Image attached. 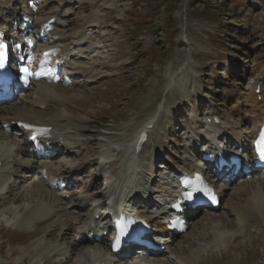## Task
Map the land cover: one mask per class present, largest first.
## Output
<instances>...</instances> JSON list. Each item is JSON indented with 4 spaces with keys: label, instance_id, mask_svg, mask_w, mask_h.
<instances>
[{
    "label": "rangeland",
    "instance_id": "obj_1",
    "mask_svg": "<svg viewBox=\"0 0 264 264\" xmlns=\"http://www.w3.org/2000/svg\"><path fill=\"white\" fill-rule=\"evenodd\" d=\"M208 1L176 0L168 7L159 0H0V30L9 40L23 39L26 24L15 16L22 10L29 12L36 44L42 35L35 25L55 18L63 23L56 28V45L67 51L69 61L107 71L88 79L62 65L50 80L61 93L59 101L30 107L42 119L57 118L54 137L68 138L73 148H46L36 140L31 150L27 130L0 126V144L11 145L5 170L11 175L6 178L0 170V264H58L61 258L62 264H89L84 257L89 252H104L106 259L97 264H132L141 258L149 264H188L187 259L192 264H264V223H245L237 215L247 190L258 183L262 188L264 176L251 172L246 177L243 166L222 172L236 176L230 183L211 173L225 192L221 205L194 211L185 232L172 236L163 249L114 255L108 228L101 239L73 240L92 212L105 213V174L124 188L135 179L140 203L150 201L153 213L164 210L158 201L175 173L188 162L205 166L199 150L208 138L203 132L208 115L219 117L245 145L254 137V125L259 127L264 116V0H217L225 4L221 12L207 11ZM220 16L227 23L220 25ZM80 33L86 36L81 43ZM40 55L35 49L31 68ZM185 65L189 77L179 80ZM39 81L31 78L23 89L0 94V107L30 109L25 96L32 97ZM149 122L152 135L140 153H131ZM38 148L55 152L41 173L35 163L42 159L32 157ZM107 152L105 163L98 156ZM36 179L47 183L48 193L34 189ZM41 205L50 206L43 218L34 216ZM214 232L224 233L220 243ZM58 249L64 256L57 257Z\"/></svg>",
    "mask_w": 264,
    "mask_h": 264
},
{
    "label": "bare ground",
    "instance_id": "obj_2",
    "mask_svg": "<svg viewBox=\"0 0 264 264\" xmlns=\"http://www.w3.org/2000/svg\"><path fill=\"white\" fill-rule=\"evenodd\" d=\"M25 10H22V13H19L17 15H15L16 17H20L23 19V21L26 24V27L23 28L21 30V32H23V36H24V45H25V50L22 51V53L24 54L25 57H29L30 54L38 48V51H41L42 56L40 57L38 63L31 68V63L28 64V67L31 70V74H32V78L33 79H39L41 81L38 82V84H36V89L33 91L32 97L30 95L25 96L26 100L28 101V103H26V105L30 107H32L33 105H47L48 102H51V100H56L59 101L58 99H60L61 93H59L56 89L54 84H52L50 82V80L53 77V71L59 69V67H61L63 65V69H65L66 71H75V73H79L82 74L84 77L88 78V79H94V78H98L101 76H104L107 74V71H98V69L96 68L95 65H93L91 68L87 69V68H83V67H79L77 66V63H72L71 61H69L70 57L69 55H67V51L63 48H59L56 45V42L59 40V35L60 33L56 30L57 26H62L63 23L59 22V21H55V23H40L39 25H35L38 33L41 34V39L39 44H35L32 42L33 36L31 34V32L29 31V28H31L33 25L31 23V20H29L28 18L30 17L29 12L28 13H24ZM24 13V14H23ZM16 17H13L14 21H17L18 19ZM50 17H48L47 19H49ZM31 19V18H30ZM93 19H91V22ZM1 31V30H0ZM86 36H84L82 33H80L76 39L77 42H83V40L85 39ZM49 41V44L45 45V42ZM51 43V44H50ZM31 57V56H30ZM31 62V61H30ZM189 77L188 74V67L187 65H185L182 70H181V74L180 77L178 78L179 80H183L185 81L187 78ZM171 85V83H170ZM182 85V84H181ZM12 89L14 88H18V89H23V83L19 80H15L11 86ZM9 87V88H10ZM184 87V86H183ZM255 88V86H254ZM1 90V94H2ZM2 98H0L1 101ZM3 106V105H2ZM5 108V107H4ZM7 109V108H6ZM60 118H64L63 116H59ZM65 120H67V118H64ZM210 119L212 121L213 116H210ZM58 123V119L57 118H49V119H42L39 115V112H32L31 108L30 109H18V110H4L2 109V107H0V126L4 129H8V128H12L15 126L16 127H21L25 130H27V132L34 136L33 140L27 141L26 144H29L31 150H34L35 147V140L38 139L39 142H41L42 144L46 141L49 142V144L51 146H57L60 147L64 144L70 145V148H73V143L68 139V138H63V141L59 142L58 140V136L55 138L54 135L55 133V126H57ZM150 124V123H148ZM146 123L147 126H145L143 129V131H147V140L150 138V136L152 135V131L148 130V125ZM264 124V116L260 121V125ZM24 125H32V126H51V130H38V129H32V128H24ZM144 125V124H143ZM207 126L210 127L211 130H204V134L208 135V138L206 139V141L204 142V144L201 146L202 148L199 150V155L200 157L202 156V154H215V159L213 161L210 162L211 168L212 170L214 169V173L215 169L218 170L217 173H219L220 175L222 174L224 177L226 176V183H230V180H233L236 176H227L226 174H223L221 170H219V166L220 164L223 165V168L226 169V167H229V169L231 168V162L233 159H237L239 156H242L240 158V161H242L241 163H243V166L245 168H247V171H253V167L255 164V153H254V148H253V141L249 142L247 145H245L244 143L241 142V138L237 136L235 133H233L231 128L228 129H224L222 128L221 125H217V124H213V122L210 123H206ZM254 127H256V129L258 128L257 125H254ZM257 132V131H256ZM212 134V135H211ZM61 136V135H59ZM140 137V135L137 136L136 140H138ZM146 140V141H147ZM136 142V141H135ZM11 145L9 144H0V170L2 171V174H4L5 170H8V166H7V162H6V157H9V153H11ZM213 146H215L216 148L214 149V152L211 151V149L213 148ZM68 147V146H67ZM66 147V148H67ZM226 147L227 149V153L225 154L226 156L223 157V151L225 150L224 148ZM132 151L131 153L137 152V149L135 148V144L131 146ZM224 149V150H223ZM134 150V151H133ZM33 154V153H32ZM55 154V152L52 151H47L44 150L42 148H38V150L36 149L35 154L32 157H36L37 159H42L41 163H35V169H37V171L44 172V170L48 169L51 165V160L53 159V155ZM109 153H102L99 154V159L103 162H107ZM199 157V158H200ZM133 161V160H132ZM135 164L137 165V162L134 161ZM232 163H237V162H232ZM204 164V163H203ZM184 169L183 172L189 173V172H199L202 173L205 170V166H197L195 164H192L191 162L185 163L184 164ZM205 165V164H204ZM235 166V165H234ZM29 170L33 169V165H31L30 167H28ZM210 171V172H211ZM136 172V171H134ZM7 174V173H5ZM182 173H175V176L171 179V181L173 182L170 186V188H165L164 189V194L163 197L161 196L159 198L158 204H164L163 209H161L160 212L157 213H153L151 211V202L147 201H143L145 203H140L139 198L141 199V195L139 196L140 192V187L138 186V183L135 184V179L130 180V184H128L127 187H125L124 191L126 192V196L131 195V198H136L135 201V205L137 206V211H134V214H139L140 217L143 219V221H146V223L149 224V226L151 227V232H150V236L155 237L156 241L155 242V246L159 247V243L160 241H165L170 239V237H174L175 234L170 231L169 229H167L168 227V222L167 218L165 214L168 213V211L170 210V206H171V202L173 200V198L176 197L175 195V188L178 185V177L181 175ZM207 174V171H206ZM11 175V173L8 172V174L6 175V178H8ZM105 195H108L112 192V189L116 186L118 187V189H121V187L119 185H116L115 182L113 181V177L112 176H108L107 174H105ZM134 175V174H133ZM4 176V175H3ZM2 176V177H3ZM135 176V175H134ZM264 176V174H263ZM54 177V176H53ZM52 177V178H53ZM137 178V177H136ZM167 183V182H166ZM264 184V182H261ZM34 189L38 190V193L42 194L43 192H47L46 186L47 183L40 181V179H36V181H34ZM110 185V186H109ZM62 189H64V184L61 183ZM171 187L173 188V190H170ZM264 186L261 185H257L256 189L254 186H251L249 188V190H247V194L245 197H247V199L243 202L242 206L239 207V210L237 212L238 217H240L241 221H247V220H251L254 222H263L264 223ZM252 191V192H251ZM216 192H219L220 195L225 196V192H222L221 190H217ZM48 193V192H47ZM245 194V193H244ZM251 194V195H250ZM243 196V194H242ZM54 199L58 200L59 197L58 196H53ZM249 197V198H248ZM138 198V199H137ZM151 200V199H150ZM161 201H163V203H161ZM221 202H219V205H221ZM230 201V205H231ZM143 205V206H140ZM218 205V206H219ZM146 209V211H145ZM158 209V208H157ZM213 209V208H210ZM104 210H106L104 208ZM50 211V206L49 205H41L35 212H34V216L37 215V217H45L48 215V212ZM159 211V210H158ZM194 211H186L184 212L185 214V219L189 218L192 213ZM159 214V216L157 215ZM70 217L74 218V216H72L71 213H69ZM162 215V216H161ZM28 217H31L30 214H28ZM69 217V216H68ZM40 221V220H39ZM20 222H25V221H20ZM100 222H102L103 224L100 225ZM108 216H104L103 218L96 217L95 214L92 212L90 214V216L82 223V226L80 227V231L77 232V234L75 235V237L73 238L74 243H81V242H85L88 241L90 239H101L102 235L104 234L105 230L107 229L108 226ZM246 223V222H245ZM18 224H16L17 226ZM20 225H23V223H20ZM18 227V226H17ZM106 227V228H105ZM75 230V229H74ZM73 230V231H74ZM94 233H96L94 235ZM224 233H217L214 232V236H215V242L220 243L222 241V236ZM229 235V234H228ZM225 239V238H224ZM112 242L111 245L109 246V249H112ZM219 246V245H218ZM144 249L142 247L137 248V250H135L136 254L142 253L140 250ZM115 251L114 255H125L128 252V249H125L123 251V249H121L120 251L116 250H112ZM111 251V252H112ZM108 254V252H107ZM57 257H61L64 256L63 253H61L58 249V252L56 253ZM109 255V254H108ZM85 260H88L91 264H97V263H101L102 261H104L106 259V256L101 252H89L88 254H86ZM139 257V256H138ZM186 260V259H185ZM58 264H62V258L61 259H57L56 261ZM192 261L190 259L186 260V263L188 264H192ZM89 263V264H90ZM132 264H149L146 261H142V258L140 260H133Z\"/></svg>",
    "mask_w": 264,
    "mask_h": 264
},
{
    "label": "trees",
    "instance_id": "obj_3",
    "mask_svg": "<svg viewBox=\"0 0 264 264\" xmlns=\"http://www.w3.org/2000/svg\"><path fill=\"white\" fill-rule=\"evenodd\" d=\"M169 1H171V2H169ZM226 1L227 0H225V3H226ZM230 1V0H229ZM154 2H155V0H154ZM172 2H176V0H159V5H161V4H164V5H166V6H168V7H170L171 6V4H172ZM227 5V4H226ZM225 4H217V0H212V2L210 3L209 1L205 4V8L207 9V11H213V12H221L222 11V9H224L225 7ZM172 8H175V6H173ZM221 15V14H220ZM235 15V17L237 16L236 14H234ZM238 17V16H237ZM236 17V18H237ZM220 22H219V24L221 25V24H223V23H227V22H223L222 21V19H224V17L223 16H220ZM224 32H226V29H224L223 30ZM228 42H230L229 40H228Z\"/></svg>",
    "mask_w": 264,
    "mask_h": 264
},
{
    "label": "snow or ice",
    "instance_id": "obj_4",
    "mask_svg": "<svg viewBox=\"0 0 264 264\" xmlns=\"http://www.w3.org/2000/svg\"><path fill=\"white\" fill-rule=\"evenodd\" d=\"M0 55H2V53H0ZM23 71L26 72L28 71V69L24 68ZM257 147H258V151H259L261 159H264V132L261 133V138L258 141Z\"/></svg>",
    "mask_w": 264,
    "mask_h": 264
}]
</instances>
